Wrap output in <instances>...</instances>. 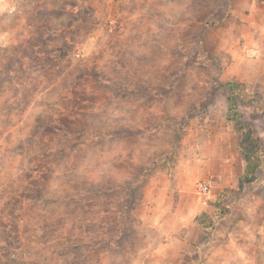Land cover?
I'll use <instances>...</instances> for the list:
<instances>
[{
	"label": "rangeland",
	"instance_id": "obj_1",
	"mask_svg": "<svg viewBox=\"0 0 264 264\" xmlns=\"http://www.w3.org/2000/svg\"><path fill=\"white\" fill-rule=\"evenodd\" d=\"M35 2L12 0L6 7L0 0V147L10 145V153L17 149V158L25 151L39 159L49 154L48 163L31 174L35 181L26 184L23 173L15 179L11 172L4 175L7 158L0 153V264H131L145 238L123 219L130 197L120 181L127 173L104 165L101 181L87 183L74 162L77 168L91 165L89 154L102 152L109 142L133 147V120L140 127V118L146 127L157 126L138 108L150 99L151 80L171 87L175 65L161 61H174L198 38L214 40L211 29L226 13L231 19L228 10L247 15L252 0H50V9L30 7ZM256 4L260 8L261 0ZM41 23L51 30L43 32ZM81 36L82 55L99 57L97 72L110 67L106 57L118 59L120 71L111 86L93 89L103 73L92 74L87 101L81 95L61 105L63 114L52 120L49 102L65 91L62 65L72 56H64L68 40ZM258 128L264 131V122ZM257 146H264V139L250 136L240 147L251 152ZM249 174L253 180L264 177V168L253 166ZM242 194L261 201L248 223L264 226V185H249Z\"/></svg>",
	"mask_w": 264,
	"mask_h": 264
},
{
	"label": "clouds",
	"instance_id": "obj_2",
	"mask_svg": "<svg viewBox=\"0 0 264 264\" xmlns=\"http://www.w3.org/2000/svg\"><path fill=\"white\" fill-rule=\"evenodd\" d=\"M11 4L12 0H3L6 7ZM52 6L50 0L30 5ZM246 8L247 15L229 9L231 19L226 13L211 29L216 32L214 40L198 38L174 61H161L162 66L175 65L171 87L162 88L151 80L150 99L138 108L142 117L154 119L157 126L146 127L140 118L144 125L140 127L133 120V147L109 142L102 152L89 154L91 165L77 168L74 162L77 175L87 183L101 181L104 165L127 173L120 181L130 197L123 219L145 238L131 264H264V226L248 223L261 201L242 194L249 185L253 189L264 185V177L253 180L249 174L253 166L264 168V146L251 152L240 147L250 136L253 141L257 136L264 139V131L258 128L264 122V0L260 8L256 0ZM137 9L142 16L143 10ZM183 14L190 16L186 10ZM38 27L43 32L51 30L47 23ZM84 40V36L68 40L64 56L68 52L72 56L62 65L65 91L49 102L52 120L63 114L61 105L81 95L87 101L92 74L103 73L98 85L91 84L93 89L111 86L114 73L120 71L119 60L106 57L110 67L97 72L99 57L82 55ZM77 76L79 86L74 87ZM88 107L95 109V105ZM10 147H0L7 158L4 175L11 172L15 179L23 173L21 180L26 184L35 181L31 174L48 163L49 154L39 159L25 151L17 158V149L10 153ZM253 246L258 251H250Z\"/></svg>",
	"mask_w": 264,
	"mask_h": 264
},
{
	"label": "crops",
	"instance_id": "obj_3",
	"mask_svg": "<svg viewBox=\"0 0 264 264\" xmlns=\"http://www.w3.org/2000/svg\"><path fill=\"white\" fill-rule=\"evenodd\" d=\"M261 217H262V218H261V219H262V222H264V213H263V215H262ZM251 250H253L254 252H255V251H258V249H256L254 246H253V248H252Z\"/></svg>",
	"mask_w": 264,
	"mask_h": 264
}]
</instances>
